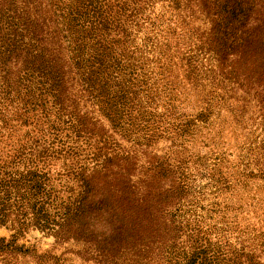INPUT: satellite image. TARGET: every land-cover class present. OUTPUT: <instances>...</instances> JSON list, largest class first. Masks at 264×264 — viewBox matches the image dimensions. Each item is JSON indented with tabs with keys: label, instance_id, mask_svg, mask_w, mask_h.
Returning <instances> with one entry per match:
<instances>
[{
	"label": "trees",
	"instance_id": "16d2710c",
	"mask_svg": "<svg viewBox=\"0 0 264 264\" xmlns=\"http://www.w3.org/2000/svg\"><path fill=\"white\" fill-rule=\"evenodd\" d=\"M177 65L209 86L196 114ZM222 111L250 128L231 167L189 149ZM257 183L264 0H0L1 264H67L20 244L29 230L86 264H264L221 202Z\"/></svg>",
	"mask_w": 264,
	"mask_h": 264
},
{
	"label": "rangeland",
	"instance_id": "374dc122",
	"mask_svg": "<svg viewBox=\"0 0 264 264\" xmlns=\"http://www.w3.org/2000/svg\"><path fill=\"white\" fill-rule=\"evenodd\" d=\"M190 10L192 11H188L187 19V21L192 23L190 27L201 24L202 15L193 8ZM184 43L186 46L189 45L188 38ZM172 79L176 86H179L183 95L182 107L190 113L196 114L205 106V101L209 95V86L207 84L195 87L192 84L193 80H188L186 72L181 65L173 68ZM233 116L230 111H222L219 118H214L212 125L201 129V132L195 136L194 142L190 144L189 149L200 155L212 156L214 154L213 157L225 152L228 159L227 166L231 167L236 164L238 155L241 152L240 148L247 141L246 135H248L250 128L247 127L248 130H245L239 124L237 125ZM219 133L222 134L220 135ZM230 154L232 155L230 156ZM202 182V184L207 183L206 180ZM207 194H209L208 191ZM209 197L211 198L212 196L209 195ZM224 201L230 206L227 210L228 230H230L227 233V237L232 239L241 238V241L246 244L252 242L251 238L253 236H260L258 240L264 239V189H261L260 183L252 185L251 189L245 193H228L221 198V202L224 203ZM240 207L241 209H238ZM15 234L16 232L11 228L0 226V238L10 240ZM19 243L25 244L27 247L36 246L43 252L53 250V253L56 254L64 253L63 257L67 259V264H86L76 255V252L80 249L79 246L66 244L54 250V237L45 235L38 230H29L24 233L20 237ZM262 259L264 262V255H262ZM24 262L28 264L29 260Z\"/></svg>",
	"mask_w": 264,
	"mask_h": 264
}]
</instances>
